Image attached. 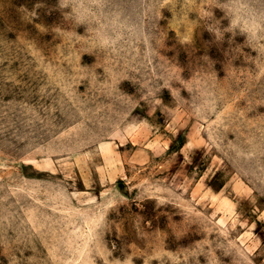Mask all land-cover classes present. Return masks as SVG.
I'll return each mask as SVG.
<instances>
[{"label": "rangeland", "instance_id": "374dc122", "mask_svg": "<svg viewBox=\"0 0 264 264\" xmlns=\"http://www.w3.org/2000/svg\"><path fill=\"white\" fill-rule=\"evenodd\" d=\"M0 264H264V0H0Z\"/></svg>", "mask_w": 264, "mask_h": 264}]
</instances>
